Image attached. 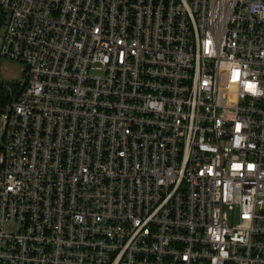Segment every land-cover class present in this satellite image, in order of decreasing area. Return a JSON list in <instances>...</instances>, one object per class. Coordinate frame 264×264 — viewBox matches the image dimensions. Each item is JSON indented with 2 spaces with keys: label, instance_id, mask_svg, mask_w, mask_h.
<instances>
[{
  "label": "built area",
  "instance_id": "built-area-1",
  "mask_svg": "<svg viewBox=\"0 0 264 264\" xmlns=\"http://www.w3.org/2000/svg\"><path fill=\"white\" fill-rule=\"evenodd\" d=\"M0 4V264H264V0Z\"/></svg>",
  "mask_w": 264,
  "mask_h": 264
},
{
  "label": "rangeland",
  "instance_id": "rangeland-1",
  "mask_svg": "<svg viewBox=\"0 0 264 264\" xmlns=\"http://www.w3.org/2000/svg\"><path fill=\"white\" fill-rule=\"evenodd\" d=\"M6 23V22H5ZM5 23L2 26L4 30ZM26 66L23 62L2 57L0 59V81L2 83H20L24 84L26 81ZM2 111V104L0 103V112Z\"/></svg>",
  "mask_w": 264,
  "mask_h": 264
},
{
  "label": "trees",
  "instance_id": "trees-1",
  "mask_svg": "<svg viewBox=\"0 0 264 264\" xmlns=\"http://www.w3.org/2000/svg\"><path fill=\"white\" fill-rule=\"evenodd\" d=\"M6 22V15L4 14L3 7L0 4V27Z\"/></svg>",
  "mask_w": 264,
  "mask_h": 264
},
{
  "label": "snow or ice",
  "instance_id": "snow-or-ice-1",
  "mask_svg": "<svg viewBox=\"0 0 264 264\" xmlns=\"http://www.w3.org/2000/svg\"><path fill=\"white\" fill-rule=\"evenodd\" d=\"M237 167H239V165H238ZM250 167H251V166H250Z\"/></svg>",
  "mask_w": 264,
  "mask_h": 264
}]
</instances>
